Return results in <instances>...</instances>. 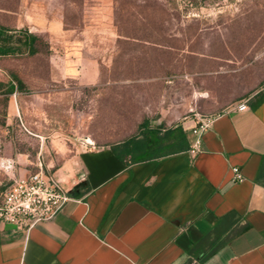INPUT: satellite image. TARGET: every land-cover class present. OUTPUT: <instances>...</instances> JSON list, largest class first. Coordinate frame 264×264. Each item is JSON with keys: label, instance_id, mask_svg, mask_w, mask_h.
<instances>
[{"label": "rangeland", "instance_id": "rangeland-1", "mask_svg": "<svg viewBox=\"0 0 264 264\" xmlns=\"http://www.w3.org/2000/svg\"><path fill=\"white\" fill-rule=\"evenodd\" d=\"M0 26L41 39L0 58L25 87L13 120L0 96V203L12 173L49 170L53 142L115 144L264 87V0H0Z\"/></svg>", "mask_w": 264, "mask_h": 264}, {"label": "crops", "instance_id": "crops-1", "mask_svg": "<svg viewBox=\"0 0 264 264\" xmlns=\"http://www.w3.org/2000/svg\"><path fill=\"white\" fill-rule=\"evenodd\" d=\"M8 79L0 67V81ZM13 95L9 120L21 93ZM242 102L247 110L237 111ZM177 117L149 128H179L191 146L195 119ZM212 118L197 153L134 164L111 145L53 142L54 160L44 167L71 200L30 229L0 222V264H264V87ZM233 167L240 182L232 181ZM222 222L248 229L202 263L190 257Z\"/></svg>", "mask_w": 264, "mask_h": 264}, {"label": "trees", "instance_id": "trees-1", "mask_svg": "<svg viewBox=\"0 0 264 264\" xmlns=\"http://www.w3.org/2000/svg\"><path fill=\"white\" fill-rule=\"evenodd\" d=\"M40 42L39 36L28 32L26 29L16 30L0 26V58L24 54L34 56L40 53L38 48V43ZM24 89L23 82L14 74H10L7 81H0V96L3 97L4 102L8 101L9 96L14 93H21ZM258 103L259 101H256L252 105H258ZM119 143V152L116 151L114 144H111V149L122 161L126 156H129V164L190 149V146L185 144V138L181 129L174 128L173 130L170 129L164 132L150 130L147 120H143L138 125L136 135L130 136ZM231 225L222 222L220 227L216 228L211 234L205 236L191 248L189 256L202 263L222 248L230 239L248 229L247 225L240 226L238 223L235 226Z\"/></svg>", "mask_w": 264, "mask_h": 264}, {"label": "built area", "instance_id": "built-area-1", "mask_svg": "<svg viewBox=\"0 0 264 264\" xmlns=\"http://www.w3.org/2000/svg\"><path fill=\"white\" fill-rule=\"evenodd\" d=\"M236 110H247L245 102L238 104ZM212 119L195 114V125L191 128L195 138L189 149L191 154L199 151L202 135L208 130ZM231 172L233 182L243 179L237 167H233ZM70 200L69 192L39 164L38 170L27 176H15L13 173L9 176V185L0 203V222L30 229L37 223L54 218Z\"/></svg>", "mask_w": 264, "mask_h": 264}]
</instances>
